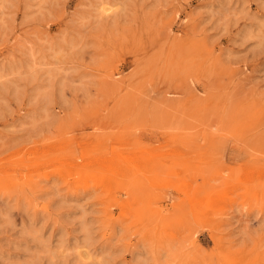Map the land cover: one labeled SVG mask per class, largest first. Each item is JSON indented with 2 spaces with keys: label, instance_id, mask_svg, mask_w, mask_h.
<instances>
[{
  "label": "rangeland",
  "instance_id": "obj_1",
  "mask_svg": "<svg viewBox=\"0 0 264 264\" xmlns=\"http://www.w3.org/2000/svg\"><path fill=\"white\" fill-rule=\"evenodd\" d=\"M0 264H264V0H0Z\"/></svg>",
  "mask_w": 264,
  "mask_h": 264
},
{
  "label": "bare ground",
  "instance_id": "obj_2",
  "mask_svg": "<svg viewBox=\"0 0 264 264\" xmlns=\"http://www.w3.org/2000/svg\"><path fill=\"white\" fill-rule=\"evenodd\" d=\"M174 121H175V120H174ZM172 122H173V121H172ZM176 123H177V122H176ZM178 123H180V122H178ZM174 124H175V123H174ZM165 125H167V126L169 125V126H170V123H166V122H165ZM160 127H161V126H160ZM163 128H164V127H163ZM148 137H149V136H148ZM153 137H155V136H153ZM147 139H148V138H147ZM171 141H172V140H171ZM165 142H167V140H166ZM168 144H169V143H168ZM136 147H137V146H136ZM168 147H169V145H168Z\"/></svg>",
  "mask_w": 264,
  "mask_h": 264
}]
</instances>
